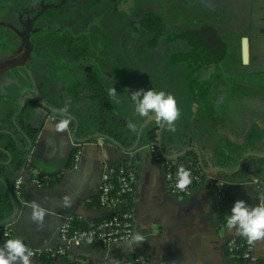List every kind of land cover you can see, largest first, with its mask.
<instances>
[{"label":"crops","instance_id":"1","mask_svg":"<svg viewBox=\"0 0 264 264\" xmlns=\"http://www.w3.org/2000/svg\"><path fill=\"white\" fill-rule=\"evenodd\" d=\"M23 1L19 5L9 1L10 7L15 6L17 12L18 9L25 10L22 18L24 21L21 23L27 24L34 20L44 24L48 23L47 17L56 11L62 0ZM98 1L91 0L90 5ZM195 2L194 5V1L190 3L181 0L180 4L192 16L196 13L191 22L199 30L196 35L197 52L203 58L202 67H190L189 53L192 48L185 33L170 40L180 42L179 46L160 48V43L154 45L167 55L180 52L181 63L176 66L99 65L106 84L110 88L115 87L119 93L117 115L132 120L137 125V137L132 144L125 146L119 141L122 146L118 145L109 138L110 141L107 137L98 135V132L94 139L85 137L78 140L70 123L65 130L57 128L61 121L73 116L51 114L38 103L28 106L26 119L41 128L28 147L26 156L47 170L51 177L30 161L17 167L9 156L3 158L5 167L0 170V186L9 196V189L12 191L15 203L12 201L11 211L0 204V220L10 216L5 224L10 227L11 236L21 238L27 245L51 248L60 244L59 225L68 216L101 218L109 214L110 209L99 204L103 174L109 165L129 163L137 171L135 190L129 203L127 202L132 211V235L139 232L145 237L141 244H130L131 238L107 245L85 241L81 245L70 247L64 256L51 257L44 254L32 257V264H125L132 257L136 261L157 264H264V242L252 245L254 258L246 263L238 253L229 250V240L236 238L247 241L236 230H228L225 220L237 200H244L250 206L264 203V160L253 164L255 169L263 172L260 178L256 175L242 177L235 174L234 171L241 163L238 168L237 164L232 173H225L224 170L208 173L202 170L203 176L195 183L190 194L171 193L165 175V163L151 153L149 144L152 142L146 132L156 127L158 144L161 125L156 123L154 117H149L140 130L142 123L148 118L138 115L130 98V93L139 89H153L173 95L181 115L175 122V131H169L167 126H163L161 145L164 141L169 149L165 151L170 154L190 146L195 147L196 151H200L204 167L220 166L214 162V154L226 141L246 139V143L253 146L264 145V0ZM117 3L126 17L116 20V29L119 31L116 30L117 33L113 36L108 34L112 39L116 35L126 34L128 26L133 27L134 21L141 18V15H133L137 0H117ZM37 5L41 8L31 13L30 10ZM44 9L48 10L46 18L41 15ZM93 16L90 28L95 26L98 29L103 24L101 19L104 17ZM181 24L190 27L189 19L186 17L185 21L183 15ZM88 34L91 42L92 36H98L96 32ZM244 39L248 48L246 61L243 59ZM131 40H126L120 47L118 45L119 55H123L125 48L132 46ZM145 44V39L139 37L133 46L147 54L150 47ZM95 55L98 57L99 54L95 52ZM96 62L98 63V59ZM206 63L209 67L205 66ZM66 68L70 75L63 79ZM80 73L76 67H57L56 76L60 77L57 83L48 81L40 85L32 81L31 87L26 80L20 84L23 87V94L20 96L38 91L48 101L42 95L40 86L44 89L48 86L50 93L54 94L60 90L64 80L76 79ZM21 74L25 75L24 72ZM132 135L133 132L128 133L130 139ZM76 148L82 151L77 167L73 165ZM248 151L261 152L255 147ZM198 165L202 168L199 160ZM20 172L24 173L26 181L21 193L16 194L13 192V183ZM38 176L45 177V183L41 186L33 181ZM56 177L57 180L52 182L51 179ZM222 179H225L224 185L220 184ZM31 202H36L46 210L43 224L30 218ZM7 240L0 225V246Z\"/></svg>","mask_w":264,"mask_h":264},{"label":"trees","instance_id":"2","mask_svg":"<svg viewBox=\"0 0 264 264\" xmlns=\"http://www.w3.org/2000/svg\"><path fill=\"white\" fill-rule=\"evenodd\" d=\"M19 5L23 0H0V17H12L16 23L10 25L4 20L0 21V41L7 38L9 34L18 35L24 30L21 21H19L17 9L14 6L10 7V2ZM149 0H137L135 9H139L140 15L144 12H157L155 8L147 7ZM91 0H62L56 11L49 15L48 23L42 24L38 21L31 22V34L29 36L31 47L34 51V56L29 57L27 67L32 72L34 80L41 85L48 83H57L60 77L56 76L57 67L61 63L55 61L57 58L66 56L76 62L81 76L71 81H63L62 87L56 93L51 94L48 86L44 89L40 86L42 95L49 101L50 104L59 108H68L74 115L69 117L70 124L74 129L76 138L94 139L97 137V132H105L113 136L115 139L123 143L125 146L132 144L137 137V131L130 139L129 132H132L127 127L128 119L117 115L116 102L109 96L110 87L106 84L102 77L101 67L97 61V56L92 48V42L87 30L90 29V24L94 20L93 15L104 17V31L113 36L117 33L116 20L125 19V12L118 7L117 0H99L95 4H91ZM177 8L174 14V19L180 21L182 15L186 21L189 11L182 9L180 2L173 3L171 8ZM180 17L176 16L179 14ZM12 12V16H11ZM155 14V13H153ZM157 15V14H155ZM152 15V16H155ZM149 17V16H148ZM148 19H153L149 17ZM189 23L191 24V19ZM96 22V21H95ZM146 24V22H145ZM95 25V24H94ZM117 25V26H116ZM22 28V29H21ZM4 35V36H2ZM19 36V35H18ZM11 37L8 40L13 41V46L17 49L21 45H25V41L20 37ZM160 48L167 47L171 44L170 41L160 36ZM25 48V47H24ZM57 51H60L58 55ZM171 51V49H168ZM23 57V56H22ZM167 67H170L169 65ZM55 70V74L53 71ZM24 72L25 75H22ZM1 74H9L20 78L22 82L28 80L32 82V77L29 72L21 65H16L6 69ZM53 74V75H52ZM45 81V82H44ZM22 86L16 82L9 87L8 99L0 97V170L4 169L3 158L9 156L11 161L17 167H22L28 161L38 167L42 172L48 173L41 165L38 166L33 160L27 156L28 147L35 140L41 126L32 125L25 117L26 110L31 104H37L32 98H26L24 108L17 114L20 106V99L23 93ZM49 113L59 116L62 114ZM76 121L78 125L76 126ZM148 138L152 143H156L157 130L150 128L146 131ZM109 140L108 138H106ZM110 141V140H109ZM157 144V143H156ZM164 150L169 151L165 142L162 141ZM264 151V145L253 146L251 143H246V139L239 141H226L224 146L218 148L214 154V162L217 165L224 167L225 173L230 172L237 166L239 161H242L241 166L234 171L237 175L248 177L256 175L259 178L263 175L261 170L255 169L254 162L261 163L264 160L263 156L245 155L249 149ZM176 169L183 165L186 169H194L199 167L198 154L195 147L190 146L182 155L173 159ZM50 176V175H49ZM51 177V176H50ZM58 177L51 179L55 182ZM116 184V180L114 181ZM0 204L5 206L7 210H12V200L9 194L0 186ZM107 215L103 216L106 217ZM101 218H81L76 216L73 223L77 226L88 228L96 225ZM7 224H3L5 228ZM242 258V257H241ZM132 257L125 264H140V261Z\"/></svg>","mask_w":264,"mask_h":264},{"label":"rangeland","instance_id":"3","mask_svg":"<svg viewBox=\"0 0 264 264\" xmlns=\"http://www.w3.org/2000/svg\"><path fill=\"white\" fill-rule=\"evenodd\" d=\"M180 1L181 0H149L148 4L145 6L155 8L157 12L150 11V12L142 13L141 18L136 19L134 21L133 27L128 26L129 31H127L126 34L120 35V36L116 35L114 36L115 38L113 39L109 38L108 34L105 33L104 31V27H105L104 18L101 19L103 24H101L98 29L95 28V26H92L90 29H88L87 33H90V32L98 33V36H92V48L95 52L99 54L97 57L99 65L101 67H166L168 64L169 65L171 64L172 66H176L181 63L180 52H174L170 55H167V53L164 54L163 51L158 50L157 47H155L154 45L160 42V36L170 41L175 38H179L181 33H185L189 37V42L191 44L190 46L192 48L190 49V53H189L190 67H202L203 58L200 56V53L197 52V36L196 35H197V31H199L198 28L195 27V24H192V22L191 24L189 23L190 27L187 28L186 26H183L181 24V20L176 21L174 19V14L172 12V9L174 10V12H177V8H173V6L171 8L172 2L178 3ZM183 1L185 2L188 1L190 3L194 1V5L196 3L195 0H183ZM40 8L41 7L37 5L33 10H30V12L33 13L39 10ZM17 13H18L19 21L21 22L24 21L22 18L24 17V14L26 13L25 10L18 9ZM133 13L135 17L136 16L140 17L139 9L137 10L135 9ZM41 15L44 18H46L48 16V10L44 9ZM152 15H155V16H152ZM195 15L196 13H194V15L192 16L189 11L188 18L191 19L192 17H195ZM11 16H12V12H11ZM148 16L153 17L154 20L148 19L149 18ZM176 16L180 17V9H179V14L177 13ZM1 20H4L5 23L10 22L8 23L10 25L16 24L14 23V20L12 17L8 19L0 17V21ZM22 26L24 30V27L26 26L25 23H22ZM128 32H131V33H128ZM16 36L18 35L9 34V36H6L7 38L0 41V67H2L3 65L7 63H10L12 61H17L22 58L25 45H21L19 48L16 49L13 46V43H12L13 41L8 40V38L11 39V37L15 38ZM139 37L144 38L145 42L147 43L145 45L150 47L146 51L147 54H145L144 52L141 53L139 50V47L133 46L134 41L137 40ZM129 39L131 40L130 42L133 47L131 46L129 47V49H126L123 46V48H125V51L123 55H119L118 48L122 46L123 43L125 44L126 40H129ZM170 45L172 47L179 46L180 42L174 41V42H171ZM57 53L59 55L60 51H57ZM33 56H34V51L33 49H31V53L29 57H33ZM55 61L61 63L59 67H78V65L72 59L71 56H70V59H68L66 56H62L60 58H57ZM209 62L210 64H212L211 61ZM205 66L209 67L208 63H206ZM4 75L0 74V97L6 100L8 99V93L10 91L9 87L12 86L11 81L16 82L17 84H22L23 82L21 81L20 78L14 77L12 75H9V74H4ZM64 75L65 76L63 79H65L67 76L70 75L68 69L66 70V73H64ZM80 76H81V73H80ZM29 85L32 87L33 86L32 82H30Z\"/></svg>","mask_w":264,"mask_h":264},{"label":"built area","instance_id":"4","mask_svg":"<svg viewBox=\"0 0 264 264\" xmlns=\"http://www.w3.org/2000/svg\"><path fill=\"white\" fill-rule=\"evenodd\" d=\"M149 149L153 156L165 163V175L169 181V190L174 194L188 195L191 193L195 183L201 180L203 172L199 167H194L192 172V184L184 192L176 189L177 169L173 162L174 158L165 156L158 144H149ZM82 151L76 148L74 153V166L77 167L81 158ZM116 180V184L115 181ZM26 181L24 173L16 175L13 183V192L20 194ZM33 181L38 185H43L45 177H34ZM137 181L136 168L129 163H119L109 165L103 174L102 184L99 192V204L101 207L110 209V213L103 217L96 225L83 228L73 223L76 216L70 215L59 225L60 244L51 248H39L27 245L34 253L33 257H39L44 254L51 257L64 256L72 246L81 245L88 241L95 245H107L120 241L129 240L133 233L132 211L129 206L130 196L135 190ZM225 179L220 181L224 185ZM128 202V203H127ZM127 203V204H126ZM11 229L7 225L3 228V235L9 239H15L11 236ZM228 248L232 253H238L244 262L254 258L253 246L247 242L233 238L229 240ZM140 264H157L153 262L140 261Z\"/></svg>","mask_w":264,"mask_h":264},{"label":"clouds","instance_id":"5","mask_svg":"<svg viewBox=\"0 0 264 264\" xmlns=\"http://www.w3.org/2000/svg\"><path fill=\"white\" fill-rule=\"evenodd\" d=\"M118 94L115 87L109 89V96L116 103L120 102ZM130 98L139 116L154 117L158 125L167 126L169 131H175V122L180 118L181 112L173 95L153 89L146 91L139 89L131 92ZM69 123V119L61 121L57 126L58 130H65ZM127 127L134 133L137 131V125L132 120L128 121ZM176 175L175 187L184 192L192 184V172L180 165ZM65 200L67 203V198ZM29 206L32 208L30 218L38 224H43L46 210L36 202H31ZM225 220L227 229L236 230L249 245L264 242V203L250 206L244 200H237L231 209V214L225 216ZM144 241L145 237L136 232L131 236L129 243L141 244ZM33 255V251L19 237L9 239L0 246V264H32Z\"/></svg>","mask_w":264,"mask_h":264},{"label":"water","instance_id":"6","mask_svg":"<svg viewBox=\"0 0 264 264\" xmlns=\"http://www.w3.org/2000/svg\"><path fill=\"white\" fill-rule=\"evenodd\" d=\"M30 32H31V29H30V26H28L27 29H26V34H25L26 50H25V53H24L23 57L20 60L7 63V64L3 65L2 67H0V74L3 73L6 69H8L10 67H13V66H16V65H22L29 72V74L31 75L33 81L35 82L34 77L32 75V72L27 67V61H28L30 53H31V42L29 40ZM243 59H244V61H246L248 59V48H247L246 39L243 40ZM26 98L34 99L39 105H41L42 107L46 108L48 111H50L52 113L62 114V115H66V116H73V114L71 112H69L66 108H59V107H56L53 104H50L48 101H46L45 99H43L39 95L38 91H36V93H34V94L33 93H27V94H25L22 97V100H21L19 109L17 111V114L24 108ZM149 119L150 118L146 119L144 121V123H142L143 125H141L140 130L148 122ZM77 125H78V121H76V126ZM162 128H163V126L161 125L159 130H158V140H159L158 145L160 147L161 152L167 157L178 158L180 155H182L187 150V148H184V149H182V150H180V151H178L176 153H173V154L167 153L163 149V147L161 145ZM97 134L101 135V136H105V137L109 138L110 140H112L113 142L117 143L118 145H121V143L117 139H115L113 136H111L108 133L98 132ZM83 139L84 138H78V140H83ZM197 153H198L199 164L202 166V169L204 171L210 173V172H213V171H222V170H224V167H221V166L204 167V163H203L202 157L200 156V151L198 149H197ZM245 154L246 155L254 154V155L264 156V152H256V151H248ZM241 163H242V161H240L238 163L237 168L240 166ZM9 193H10V197H11L12 201L15 203L14 197L12 195V191L10 189H9ZM9 220H10V216H8V217H6L4 219H1L0 220V225L2 226L3 224L7 223Z\"/></svg>","mask_w":264,"mask_h":264},{"label":"flooded vegetation","instance_id":"7","mask_svg":"<svg viewBox=\"0 0 264 264\" xmlns=\"http://www.w3.org/2000/svg\"><path fill=\"white\" fill-rule=\"evenodd\" d=\"M26 26L24 27V31L18 36V37H20L21 39H25V34H26V29H27V27L28 26H30V29L32 28V26H31V23H27V24H25ZM31 33V32H30ZM30 35V34H29ZM30 40V39H29ZM25 50H26V44H25V48H24V53H25ZM24 53H23V55H24ZM20 60V59H19ZM13 62V61H12ZM22 66V65H21Z\"/></svg>","mask_w":264,"mask_h":264}]
</instances>
